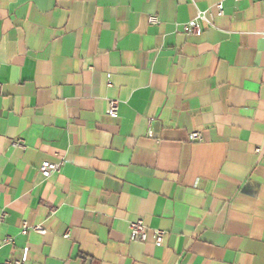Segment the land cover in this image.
I'll list each match as a JSON object with an SVG mask.
<instances>
[{
  "label": "crops",
  "instance_id": "0c3cea01",
  "mask_svg": "<svg viewBox=\"0 0 264 264\" xmlns=\"http://www.w3.org/2000/svg\"><path fill=\"white\" fill-rule=\"evenodd\" d=\"M0 85V262L264 264V0H0Z\"/></svg>",
  "mask_w": 264,
  "mask_h": 264
},
{
  "label": "built area",
  "instance_id": "2783aa9c",
  "mask_svg": "<svg viewBox=\"0 0 264 264\" xmlns=\"http://www.w3.org/2000/svg\"><path fill=\"white\" fill-rule=\"evenodd\" d=\"M240 1V0H236ZM218 15L223 14V6L222 2L218 3L217 6ZM204 19V14H198L197 18L193 20L192 22L186 24L184 26V32L191 36H202L203 29L200 25V21ZM1 87V85H0ZM109 115L113 118L118 117V101L112 100L109 103ZM202 135L200 133H192L189 136L190 142H199L202 141ZM15 146L23 147L22 142H17ZM261 149H257V152L259 153ZM62 168V164L56 165V164H50L45 163L41 166L40 171L43 173H50V172H59ZM5 214L0 216V224L5 220ZM29 231H33L39 234H45L46 231L40 227H28L26 224H23V228L21 233L23 235H26ZM68 237V234L65 236ZM166 237V232L162 230H152L150 231L149 228L145 225L143 220H137L135 222H132L130 224V240L132 242H139V243H145L149 239H151L156 246H161L164 243ZM13 240L11 238H7L5 240L0 241V248L4 244H11ZM29 258V250L28 248H25L22 251V255L19 259H13V260H6L4 262H0V264H30L28 261Z\"/></svg>",
  "mask_w": 264,
  "mask_h": 264
}]
</instances>
